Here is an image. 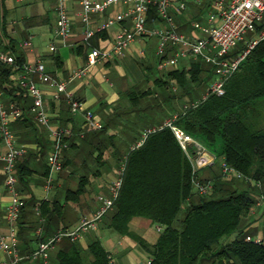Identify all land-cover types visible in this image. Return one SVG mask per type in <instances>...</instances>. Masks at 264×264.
Listing matches in <instances>:
<instances>
[{
    "label": "crops",
    "instance_id": "crops-1",
    "mask_svg": "<svg viewBox=\"0 0 264 264\" xmlns=\"http://www.w3.org/2000/svg\"><path fill=\"white\" fill-rule=\"evenodd\" d=\"M64 2L70 32L62 38L56 34L57 0H0V56L5 55L13 62L6 84V88L12 92L4 93L5 108L10 112L11 105L17 103L21 110V118L11 122L10 128L15 134L17 146L26 149L15 168L18 179L16 189L23 203L17 223L19 252L23 257L37 247L40 238L36 236V231L41 225V218V238L45 241L60 229L76 227L84 216H92L101 205L98 198L110 196V188L125 156L143 140L141 134L145 133V129L134 127V119L139 114L147 117L151 122L147 128L153 130L182 112L187 99L191 101L189 96L175 93L178 92L177 84L174 80L168 81L167 74L175 70L188 71L192 59L180 60L176 67L159 70L158 37L133 42L123 54L98 62L89 68L86 76L68 84V91L83 104L85 110L93 113L104 125L105 131L88 132L83 138L75 136L68 140L67 148L63 151V169L51 174L47 165L52 149L51 130L70 127L77 134L82 129V116L71 114L64 96L54 100L55 88L34 75L33 82L42 91L44 108L51 123L50 127L38 125L31 112L33 99L20 95L24 67L40 62L52 80L66 81L74 72L86 67L87 56L92 49L110 50L118 31L132 28V22L128 19L104 32L98 30L109 18L125 12L124 6H112L102 13H91L87 25L82 21L79 4L75 0ZM180 4L184 5L183 9ZM211 12L213 0H172L169 16L177 33L194 40L199 33L193 23L206 26ZM154 14L147 17V27L153 30L166 27ZM87 29L94 32L90 39L85 35ZM29 41L31 45L25 46ZM52 46L55 47L54 51L50 49ZM165 52L168 59L175 54L176 48L169 45ZM56 57H59L58 62ZM162 82H167L166 89H162ZM15 96L17 98L14 100ZM6 150L0 138V155ZM213 168L214 165L210 173H213ZM5 179L3 162L0 160V235L9 236L10 228L4 215L10 197L4 186ZM82 182L85 185L82 195L72 196ZM252 196L255 204L242 220L240 231L253 240H264V201L258 202L257 194ZM43 203L47 204L45 208H42ZM37 208L41 214L44 212L41 218L36 214ZM112 212L104 217L97 230L82 235L77 242L86 248L90 241L99 240L111 264H151L153 257L141 241L155 245L160 236L159 226L149 219L133 217L128 223V233L120 234L110 227ZM60 243L50 253L48 264H52L54 254L62 246ZM5 259L0 248V262ZM21 264L36 262L23 260Z\"/></svg>",
    "mask_w": 264,
    "mask_h": 264
},
{
    "label": "trees",
    "instance_id": "trees-1",
    "mask_svg": "<svg viewBox=\"0 0 264 264\" xmlns=\"http://www.w3.org/2000/svg\"><path fill=\"white\" fill-rule=\"evenodd\" d=\"M154 13L157 15L152 8L148 16ZM256 37L253 33L249 40ZM242 42L230 54L231 58L247 50L248 42ZM11 66L0 61V83L4 93L10 91V94L12 91L6 84ZM214 71L213 66L201 59H192L188 71L167 74L168 81L177 84L179 96L191 99L189 107L177 115L174 125L220 163L224 161L240 172L245 177L243 187L239 180L223 182L216 175L210 179L212 166H208L197 175L202 182L213 181L214 190L206 196L198 195L192 185V165L173 132L168 127L154 128L140 146L125 156L121 165L124 166L122 184L110 218V227L120 234L128 233V223L133 217L149 219L162 228L155 245L141 241L153 257L151 264H264V242H247L246 235L240 231L242 220L255 204L252 194L264 197V40L249 51L226 82L225 94L204 100L214 81ZM166 85L167 82H162V89ZM20 93L29 97L25 90L21 89ZM15 106L18 107L17 103ZM104 131L105 127L97 133ZM202 171L204 174L199 176ZM84 190L82 182L72 196H81ZM46 206L42 204V208ZM182 211L183 216L178 218ZM60 244L52 264H111L97 239L86 248L68 239Z\"/></svg>",
    "mask_w": 264,
    "mask_h": 264
},
{
    "label": "built area",
    "instance_id": "built-area-1",
    "mask_svg": "<svg viewBox=\"0 0 264 264\" xmlns=\"http://www.w3.org/2000/svg\"><path fill=\"white\" fill-rule=\"evenodd\" d=\"M82 8V21L89 24L88 16L91 13H102L112 6H124L126 11L109 18L98 30L104 32L117 23H122L128 19L132 22L130 30H120L115 36L112 48L110 50L92 49L88 54L86 67L74 72L66 81L56 82L45 73V67L42 63L35 66H26L25 74L22 78L20 89L25 90L29 97L33 99L31 112L35 116V121L43 127H50V120L44 108L42 91L33 82V76L37 75L41 82L50 83L55 88L54 100H59L64 96L69 104L72 115L81 114L82 129L75 134L73 128H57L51 130L52 149L47 158V165L51 174L61 172L63 169V151L67 148V141L77 136L83 138L86 133L100 131L104 125L99 122L92 112L85 110L83 104L79 102L68 91L67 87L75 79L86 76L90 67L100 61H108L115 58L128 48L135 41L149 37H158L159 45L157 49L159 70L169 69L179 65L180 60L201 59L214 67V81L203 99L215 95L221 97L225 94L226 82L237 72L243 59L260 41L264 40V0H213V12L208 16L206 26L193 23V27L198 31L199 36L196 39H190L177 33L176 26L169 16V9L172 0H75ZM155 9L157 16L166 24L163 29H149L147 27V17L151 9ZM183 9L184 5L180 4ZM57 22L56 34L62 38L69 35L70 20L67 13L64 0H57L56 6ZM256 33L255 39L249 40V34ZM86 38L94 36L91 29L85 32ZM248 42L247 50L237 56L230 57V54L242 42ZM30 41L25 46H30ZM176 47V52L172 57L166 59L167 46ZM51 51L55 50L52 46ZM0 61L7 65H13L10 58L5 55L0 56ZM196 106V104H192ZM189 105L185 106V109ZM22 115L21 110L11 105L10 112L6 111L4 91L0 83V138L7 150L0 155L3 162V170L6 175L5 189L10 197V202L5 209V220L10 228L9 236L0 235V248L4 252L6 259L0 264H21L23 260L36 262V264H48L50 253L54 251L57 245L64 239L71 242L78 241L82 235L97 230L104 217L113 210L114 203L118 197L122 184L124 166H121L117 172L116 180L110 188V196H100L101 202L98 210L90 217L84 216L76 227L58 230L47 240H39L36 249L28 256L23 257L19 252V239L17 236V223L23 205L16 186L18 179L15 176V168L19 158L25 155L26 149L17 146L16 137L10 128V123L18 120ZM177 115L165 122L160 129L168 127L173 132L182 151L189 159L192 165V185L194 191L200 196L209 195L214 190V183L211 181L202 182L199 180L198 172L208 166L214 165L216 157L207 151L201 144L188 136L183 130L174 125ZM155 131L148 130L143 139ZM143 140L138 144L140 146ZM221 177L226 180L245 179V177L234 168L221 161ZM51 180L48 183L50 184ZM259 187V184H258ZM264 201L261 196L258 202ZM257 202V203H258ZM259 204V203H258ZM36 214L41 218L40 209H36ZM162 228H158L161 232ZM43 233V220L36 231V236L41 238ZM247 242L261 243L264 240H253L246 237Z\"/></svg>",
    "mask_w": 264,
    "mask_h": 264
},
{
    "label": "rangeland",
    "instance_id": "rangeland-1",
    "mask_svg": "<svg viewBox=\"0 0 264 264\" xmlns=\"http://www.w3.org/2000/svg\"><path fill=\"white\" fill-rule=\"evenodd\" d=\"M251 34H249L248 36H250ZM242 44H243V42H240L238 45H237V48H240L241 46H242ZM175 92V91H174ZM176 94H178L179 95V92H175ZM186 103L189 105V103H191V101L189 100V99H187V101H186ZM186 104V105H187ZM168 119V118H167ZM134 121L136 122V124L134 125V127L136 126V128H143V129H145L144 131H145V133L149 130L147 127L149 126V123H151V122H149L148 120H147V117H141V115L139 114V116L138 117H136L135 119H134ZM135 128V129H136ZM147 128V129H146ZM144 133V132H143ZM141 137L143 138L144 137V134H141ZM124 161V160H123ZM211 166H213V165H211ZM220 166V167H219ZM210 172V171H209ZM206 173H208V171L206 172ZM202 174H204V172L202 171L200 174H199V176L201 175L202 176ZM209 177H210V179H212L213 177H216V176H219L220 177V180H222L223 182H233V181H235V180H238V179H231V180H226V179H223L222 177H221V175H222V172H221V163H220V161L219 160H217L216 162H215V164H214V168H213V173H209ZM216 175V176H215ZM208 176V175H207ZM199 180H201L200 178H199ZM243 180H245V179H240L238 182H239V184L240 185H242L241 187H243V183H242V181ZM211 181V180H210ZM211 182H213V181H211ZM259 187H260V185H259ZM183 214H184V211H182L180 214H179V216H178V218H180L181 216H183Z\"/></svg>",
    "mask_w": 264,
    "mask_h": 264
}]
</instances>
